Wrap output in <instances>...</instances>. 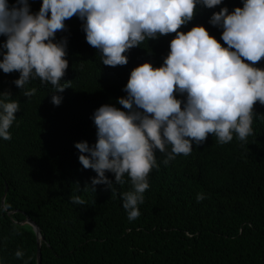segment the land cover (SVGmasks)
Wrapping results in <instances>:
<instances>
[{
  "label": "trees",
  "instance_id": "obj_1",
  "mask_svg": "<svg viewBox=\"0 0 264 264\" xmlns=\"http://www.w3.org/2000/svg\"><path fill=\"white\" fill-rule=\"evenodd\" d=\"M29 3L35 13L42 0ZM225 6L231 12L243 2L223 0L212 9L197 5L180 30L203 25L227 47L223 29L209 23ZM82 23L73 16L56 34V41L67 38L69 67L61 84L69 87L63 92L39 79L22 89L14 83L18 71L0 70V93L20 103L12 138H0V264H38V238L27 218L45 237L42 264H264V104H254L253 133L245 141L234 133L231 142L221 143L209 133L204 143H193L189 155L178 154L167 164V153L157 150L159 167L149 173L141 215L129 220L122 194L132 190L130 177L120 184L106 172L111 189L100 184L94 191L97 173L83 167L75 144H95L94 111L104 104L124 110L118 99L127 95L131 71L144 62L162 66L176 34L146 38L125 53L127 65L113 67L87 42ZM6 39L0 35V45ZM254 66L264 69V58ZM32 88L35 94L25 96ZM53 95L63 97L59 106ZM77 196L83 204L73 202Z\"/></svg>",
  "mask_w": 264,
  "mask_h": 264
},
{
  "label": "clouds",
  "instance_id": "obj_2",
  "mask_svg": "<svg viewBox=\"0 0 264 264\" xmlns=\"http://www.w3.org/2000/svg\"><path fill=\"white\" fill-rule=\"evenodd\" d=\"M242 2L243 7L230 12L225 6L210 18V24L223 29L225 47L203 25L180 30L193 19L197 5L212 9L223 0H42L35 13L29 0L11 5L0 0V35L7 37L0 45V70L18 71L14 83L22 89L39 79L63 92L69 87L61 84L69 67L67 38L56 41V34L73 16L83 22L87 42L107 66L127 65L125 53L146 38L176 34L162 66L144 62L131 71L123 89L127 95L118 99L124 110L104 104L94 111L95 144H75L83 167L97 173L91 179L94 191L100 184L111 189L113 180L106 172L120 184L126 174L130 177L133 187L122 194L123 208L135 220L150 187L149 173L159 167L157 150L167 153V164L178 154L189 155L193 143H204L209 133L221 143L231 142L234 133L241 141L253 133L254 104H264V69L254 66L264 58V0ZM35 92L32 88L25 96ZM62 99L53 95L52 103L59 106ZM19 107L10 93H0V138H12L9 129ZM73 202L84 203L78 196Z\"/></svg>",
  "mask_w": 264,
  "mask_h": 264
},
{
  "label": "water",
  "instance_id": "obj_3",
  "mask_svg": "<svg viewBox=\"0 0 264 264\" xmlns=\"http://www.w3.org/2000/svg\"><path fill=\"white\" fill-rule=\"evenodd\" d=\"M8 189H9V186L7 184L6 185V189H5V194H4L3 200H2L3 203L5 202V197L7 195ZM24 222H28V223L32 224L34 229H35V231H36L37 238H38V255H37L38 264H42V260H43L42 241L45 239V237H44V235H42L40 226L33 219L27 218Z\"/></svg>",
  "mask_w": 264,
  "mask_h": 264
}]
</instances>
